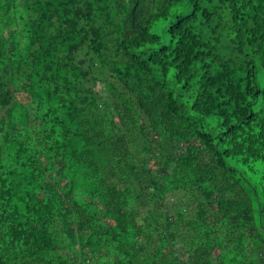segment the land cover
Wrapping results in <instances>:
<instances>
[{"label": "trees", "instance_id": "1", "mask_svg": "<svg viewBox=\"0 0 264 264\" xmlns=\"http://www.w3.org/2000/svg\"><path fill=\"white\" fill-rule=\"evenodd\" d=\"M0 264H264V0H0Z\"/></svg>", "mask_w": 264, "mask_h": 264}]
</instances>
